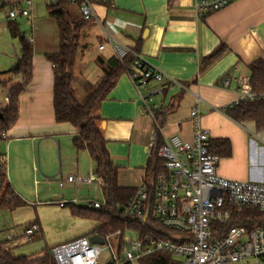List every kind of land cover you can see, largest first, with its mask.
<instances>
[{
  "label": "crops",
  "instance_id": "crops-1",
  "mask_svg": "<svg viewBox=\"0 0 264 264\" xmlns=\"http://www.w3.org/2000/svg\"><path fill=\"white\" fill-rule=\"evenodd\" d=\"M74 10L81 15L78 7ZM95 10L97 19L88 21L80 32L73 81L79 101L102 81L105 69L118 58L107 42L108 35L140 53L151 68L165 76L164 82L151 81L139 91L130 72H123L97 111L107 150L118 167L119 186L137 189L146 185L148 160L158 140L164 143L177 134L184 141H193L195 123L190 112L197 104L201 125L210 131L211 151L218 156L219 175L264 182V128L254 121H236L226 112L243 88L252 89L250 65L264 60V0H236L205 16L198 15L196 0H106ZM7 16L8 9H0L2 80L11 77L8 71L21 54L20 41L12 36ZM15 20L22 35L33 38V77L19 96L17 121L3 136L7 179L28 203L48 204L61 197V207L72 203L93 208L90 201L103 202L104 197L89 193L92 189L102 193L101 185L66 182L60 192L50 186L51 181L66 180L70 174L87 176L95 170L89 152L77 150L73 143L77 127L55 117V75L47 54L59 46L57 22L43 16L40 3H33L32 18ZM101 45L105 48L100 49ZM219 46H225L224 51L204 64V58ZM226 75L231 78L229 86L223 85ZM173 80L176 83L170 84ZM159 87L163 92H154ZM141 95L158 109L167 110L162 126L145 111ZM8 97L0 84V109L6 108ZM220 140L229 144L222 145ZM37 220L42 231V222ZM91 231L80 236L95 234ZM13 239L10 234L6 237Z\"/></svg>",
  "mask_w": 264,
  "mask_h": 264
},
{
  "label": "built area",
  "instance_id": "built-area-1",
  "mask_svg": "<svg viewBox=\"0 0 264 264\" xmlns=\"http://www.w3.org/2000/svg\"><path fill=\"white\" fill-rule=\"evenodd\" d=\"M34 0H0V9L7 8V19L32 18ZM54 2L56 0H49ZM79 4L81 16L87 20L97 19L95 6L100 0H71ZM104 1V0H102ZM236 0H196L199 16L222 10ZM108 44L117 57H134L129 67L132 82L137 90L145 88L151 81L162 83L165 76L155 71L134 49L121 44L112 36ZM27 39L32 42L33 38ZM101 45L100 49H104ZM231 78L226 75L223 85L229 86ZM176 83L174 80L170 84ZM154 92L162 93L163 88ZM145 111L159 125L158 106L141 95ZM258 95L246 87L241 90L236 104L243 100H254ZM201 109L197 104L190 112L195 123L194 139L184 141L179 135L170 136L159 148V156L165 161V171L159 173L153 183L152 193L146 185L136 189L132 198L114 209L129 219L143 222L150 227L145 230H117L100 234L103 244L91 243L84 235L51 248L55 264H100L102 250L109 248V264H139L143 258L159 252H169L183 259L184 264H264V224H232L235 214L245 208H255L264 213V182L240 181L225 178L217 171L218 156L210 149V131L201 125ZM76 186L102 184L95 173L87 176L70 174L65 183ZM93 208H101L103 202L90 201ZM64 205V203L62 204ZM169 230L173 234L164 238L155 229ZM37 223L24 229V235L33 239L39 232ZM98 234V233H97ZM115 237L116 249L110 243Z\"/></svg>",
  "mask_w": 264,
  "mask_h": 264
},
{
  "label": "trees",
  "instance_id": "trees-1",
  "mask_svg": "<svg viewBox=\"0 0 264 264\" xmlns=\"http://www.w3.org/2000/svg\"><path fill=\"white\" fill-rule=\"evenodd\" d=\"M105 1L100 0L97 4L105 3ZM75 7L79 9V4L71 0L49 1L47 4L49 15L55 18L59 31L58 49L47 54V58L53 64L55 75V117L58 122H69L77 127L78 131L73 138V143L77 150L89 152L95 165L94 173L102 179L101 189L104 201L103 206L99 209L77 206L72 203L64 205L68 204L75 216L93 221L95 223V227L91 231L93 233L105 235L109 232L128 229L143 232L144 227L149 229L150 227L139 220L126 218L121 212L114 209L115 205L127 203L136 189L119 186L118 167L113 164L107 150V140L103 136L100 127L101 118L97 113L100 104L114 88L119 76L123 72H130L129 67L132 65L134 57L128 55L123 59L117 58L109 68L105 69L102 81L89 92L83 101H79L75 94L73 81L80 32L88 21L77 14L74 10ZM9 26L12 36L17 37L20 41L21 54L16 65L8 71L11 77L2 80L0 74V84L9 96L6 108L0 109V212L2 210L12 211L28 205V202L14 190L7 179L6 163L1 145L4 134L18 119L19 96L32 80L34 49L32 42L20 32L16 20L9 21ZM224 49L225 46H219L204 58V64L216 59ZM14 78H18V80ZM250 83L258 97L254 100L240 101L238 104L228 107L226 112L236 121H254L258 128H264V60L255 61L250 65ZM166 112L167 110L163 107L157 111V115L160 117V126L164 124ZM218 143L229 144L226 140H220ZM162 145L163 143L158 140L152 148L146 168V186L151 193L156 177L166 169L165 161L159 156V148ZM210 149H214V145L210 144ZM31 223L38 224V220L29 222V225ZM258 223L264 224V213L255 208H245L241 213L235 214L228 225L219 226V228L226 230L232 224H246L251 227ZM155 231L164 238H170L173 234L169 230L160 228ZM0 264H55V261L50 251L40 257L15 256L12 247L6 246L4 241L0 240ZM139 264H184V261L181 257L169 252H159L141 259Z\"/></svg>",
  "mask_w": 264,
  "mask_h": 264
},
{
  "label": "rangeland",
  "instance_id": "rangeland-1",
  "mask_svg": "<svg viewBox=\"0 0 264 264\" xmlns=\"http://www.w3.org/2000/svg\"><path fill=\"white\" fill-rule=\"evenodd\" d=\"M48 1L49 0H34V4L36 6L37 3H40L43 16L56 22L55 18L50 17L47 11ZM21 23L24 25L23 20ZM59 182L57 180L51 181L50 186L55 192L62 191ZM89 194L91 197L96 195L98 198H102V193L99 189L96 192L92 189ZM54 200L56 201L48 204L30 202L28 205L15 210H2L0 212V240L4 241L6 246L12 247L15 256H40L48 252L53 245L70 241L92 230L95 224L93 221L75 216L71 212L68 204L61 207L59 205L61 197ZM37 219L42 222L43 230L37 233L38 235L36 238L30 240L24 235V229L29 225L31 220ZM9 234L14 238L13 241L6 240ZM110 243L113 248L116 249L117 241L115 237L110 239ZM110 260L111 251L108 247H104L99 258V263L109 264L108 262H110Z\"/></svg>",
  "mask_w": 264,
  "mask_h": 264
},
{
  "label": "water",
  "instance_id": "water-1",
  "mask_svg": "<svg viewBox=\"0 0 264 264\" xmlns=\"http://www.w3.org/2000/svg\"><path fill=\"white\" fill-rule=\"evenodd\" d=\"M147 34V31L145 32V36ZM91 243H98V244H103L104 243V239L100 234H93L89 237Z\"/></svg>",
  "mask_w": 264,
  "mask_h": 264
}]
</instances>
